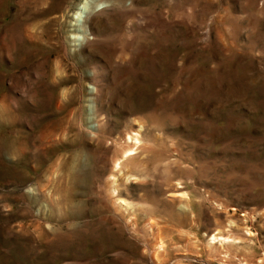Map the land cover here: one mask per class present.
<instances>
[{
	"label": "rangeland",
	"instance_id": "rangeland-1",
	"mask_svg": "<svg viewBox=\"0 0 264 264\" xmlns=\"http://www.w3.org/2000/svg\"><path fill=\"white\" fill-rule=\"evenodd\" d=\"M0 264H264V0H0Z\"/></svg>",
	"mask_w": 264,
	"mask_h": 264
},
{
	"label": "bare ground",
	"instance_id": "bare-ground-1",
	"mask_svg": "<svg viewBox=\"0 0 264 264\" xmlns=\"http://www.w3.org/2000/svg\"><path fill=\"white\" fill-rule=\"evenodd\" d=\"M80 12L82 13L83 11H81V9H80ZM81 13H80V14H81ZM136 140H138V137H136ZM127 152H128V151H127Z\"/></svg>",
	"mask_w": 264,
	"mask_h": 264
}]
</instances>
